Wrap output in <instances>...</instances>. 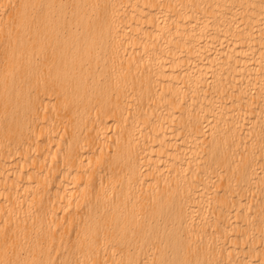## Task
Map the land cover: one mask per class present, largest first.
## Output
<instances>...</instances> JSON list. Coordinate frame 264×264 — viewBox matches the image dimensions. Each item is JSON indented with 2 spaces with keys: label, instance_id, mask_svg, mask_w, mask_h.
Segmentation results:
<instances>
[{
  "label": "bare ground",
  "instance_id": "obj_1",
  "mask_svg": "<svg viewBox=\"0 0 264 264\" xmlns=\"http://www.w3.org/2000/svg\"><path fill=\"white\" fill-rule=\"evenodd\" d=\"M0 264H264V0H0Z\"/></svg>",
  "mask_w": 264,
  "mask_h": 264
}]
</instances>
